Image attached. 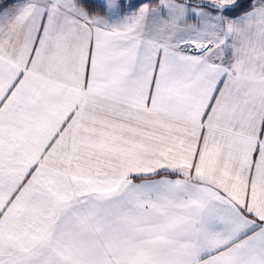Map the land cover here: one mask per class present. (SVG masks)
<instances>
[{
  "label": "snow or ice",
  "instance_id": "obj_1",
  "mask_svg": "<svg viewBox=\"0 0 264 264\" xmlns=\"http://www.w3.org/2000/svg\"><path fill=\"white\" fill-rule=\"evenodd\" d=\"M0 264H264V0H0Z\"/></svg>",
  "mask_w": 264,
  "mask_h": 264
}]
</instances>
